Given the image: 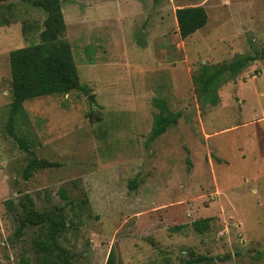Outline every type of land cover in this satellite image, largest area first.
<instances>
[{"label": "rangeland", "instance_id": "1", "mask_svg": "<svg viewBox=\"0 0 264 264\" xmlns=\"http://www.w3.org/2000/svg\"><path fill=\"white\" fill-rule=\"evenodd\" d=\"M59 1L89 92L24 102L9 133L8 55L45 14L0 0V264H52L37 246L53 217L57 264H264V0ZM197 6L207 24L182 39L174 12ZM245 56L216 105L197 101L201 66ZM155 99L180 118L150 141ZM31 158L51 166L24 178Z\"/></svg>", "mask_w": 264, "mask_h": 264}, {"label": "trees", "instance_id": "2", "mask_svg": "<svg viewBox=\"0 0 264 264\" xmlns=\"http://www.w3.org/2000/svg\"><path fill=\"white\" fill-rule=\"evenodd\" d=\"M34 7H38L45 14L43 30L39 34V43L13 50L9 53V68L11 78V104L8 117V130L11 133L13 123L24 115L23 104L26 101L55 95H66L73 91L88 93L87 86L80 84L77 69L71 53V47L65 40V23L59 0H28ZM175 19L178 32L185 39L196 31L202 29L208 21V16L203 7H186L175 10ZM255 58L245 56L237 57L233 61L216 66L203 65L193 77L196 89V98L199 103L214 106L219 102L218 89L237 76L243 68ZM153 106L158 110L153 117L150 141L163 135L167 129L177 123L179 112L169 111L160 99L153 101ZM25 149L26 145L17 139ZM51 164L31 158L24 170V178L34 169L50 167ZM59 196L67 200L65 190L59 191ZM85 201H80V208L85 206ZM76 213L73 214L75 217ZM79 214H77L78 216ZM27 221L30 218H25ZM209 219L193 222V229L202 233ZM72 223V222H71ZM50 235L48 241L38 244L43 261L57 264L56 260H65L67 254L59 246L55 235L64 230L66 223H60L58 217L49 219ZM17 264H32L27 257H20ZM106 264H114V255L111 251Z\"/></svg>", "mask_w": 264, "mask_h": 264}, {"label": "water", "instance_id": "3", "mask_svg": "<svg viewBox=\"0 0 264 264\" xmlns=\"http://www.w3.org/2000/svg\"><path fill=\"white\" fill-rule=\"evenodd\" d=\"M89 98H91V96H89Z\"/></svg>", "mask_w": 264, "mask_h": 264}, {"label": "crops", "instance_id": "4", "mask_svg": "<svg viewBox=\"0 0 264 264\" xmlns=\"http://www.w3.org/2000/svg\"><path fill=\"white\" fill-rule=\"evenodd\" d=\"M174 15H175V12H174Z\"/></svg>", "mask_w": 264, "mask_h": 264}]
</instances>
